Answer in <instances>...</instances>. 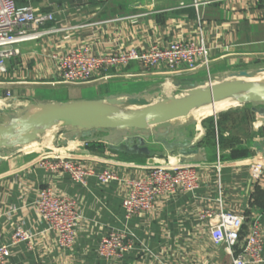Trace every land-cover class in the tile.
<instances>
[{
    "label": "crops",
    "instance_id": "1",
    "mask_svg": "<svg viewBox=\"0 0 264 264\" xmlns=\"http://www.w3.org/2000/svg\"><path fill=\"white\" fill-rule=\"evenodd\" d=\"M16 4L30 5L40 14H53V21L46 27L64 30L14 46L17 53L6 61V72L0 74V123L27 104L112 97L157 101L242 71L264 70V0H220L197 7L191 5L192 0H17ZM180 38L203 43L208 63L180 74L166 73L160 67L146 71L131 63L121 71L103 73L107 79L97 77L84 86H68L59 83L51 58L83 46L103 54L115 49L144 50L153 42L165 45ZM45 87H64L68 99L39 97V89ZM229 108L235 111L227 114L228 118L226 114L214 117V124L220 122L214 138L208 136L203 119L211 112L204 110L198 117L181 119L168 130L153 134L108 131L71 138L69 129H54L42 136L40 143L5 152L0 158V245L9 243L16 226L36 236L32 250L25 243L12 246L9 263L231 264L226 247L212 244L210 224L199 218L202 210L240 216L241 237L248 223L258 218L264 241V149L258 150L256 145L264 140V117L253 112L264 104L222 106L216 112ZM245 116L248 120L241 122ZM230 117H234L233 122ZM236 121L244 125V130H238ZM166 132L170 141L189 142L198 153L182 155L173 148L162 149V155L137 156L110 148L134 134L156 138V134ZM219 138L232 139L223 151ZM257 139L262 140L257 143ZM233 141L247 147L252 142L253 153L230 159V149L237 147ZM55 153L93 166L97 172L111 169L117 179L103 185L91 177L86 186L73 184L67 174L41 167L42 157ZM183 164L196 168L198 186L193 193L178 191L158 198L150 212L124 218L121 199L126 180L142 177L151 167ZM46 184L73 199L82 213L70 249L58 245L55 235L32 208L38 190ZM110 228H125L131 234L132 249L117 262H107L97 253L100 236ZM240 246L241 240L233 252ZM262 256L264 259V244Z\"/></svg>",
    "mask_w": 264,
    "mask_h": 264
},
{
    "label": "built area",
    "instance_id": "2",
    "mask_svg": "<svg viewBox=\"0 0 264 264\" xmlns=\"http://www.w3.org/2000/svg\"><path fill=\"white\" fill-rule=\"evenodd\" d=\"M16 1L0 0V74L6 72V61L17 53L15 45L64 30L46 27L53 21V14L37 13L30 5L18 6ZM218 1L220 0H192L191 5L197 7ZM51 58L57 67L59 83L68 86L86 85L97 77L107 79V75L103 73L121 71L131 63L146 71L160 67L171 74L192 72L208 63L206 46L183 38L165 45L153 42L144 50L115 49L103 54L94 53L89 47L83 46L54 54ZM40 165L50 172L67 174L73 184L80 186H86L91 177H95L103 185L117 179L111 169L104 168L97 172L93 166L68 159L59 153L43 156ZM125 186L121 208L127 220L150 212L158 198L168 197L178 191L193 193L198 186V175L193 165L151 167L142 177L126 180ZM32 208L45 222L47 230L55 235L58 245L70 249L75 242L76 227L82 219L77 203L46 184L38 190ZM199 218L209 222L212 244L226 247L231 255V264L264 262V241L258 218L248 223L244 237H241L243 223L240 216L222 210H202ZM130 236L125 228H110L105 231L97 245L99 257L107 262L120 261L132 249ZM35 237V234L16 226L9 243L0 245V264H10L11 247L18 243H25L32 250ZM240 240L241 246L234 253L233 248Z\"/></svg>",
    "mask_w": 264,
    "mask_h": 264
},
{
    "label": "water",
    "instance_id": "3",
    "mask_svg": "<svg viewBox=\"0 0 264 264\" xmlns=\"http://www.w3.org/2000/svg\"><path fill=\"white\" fill-rule=\"evenodd\" d=\"M261 73L264 70L242 71L222 81L194 86L181 96L157 101H148L143 97H112L69 103L27 104L18 108L5 123H0V158L8 150H20L38 142L54 129H69L71 138H87L97 132L108 131L168 130L181 119L193 118V112L222 101H233V108L264 104V76L259 77ZM253 112L264 117V108H253ZM167 135V132L158 133L154 138L152 135L134 134L116 146L110 145V148L137 156H150L159 148L166 151L177 148L182 155L198 153L189 142L170 141ZM256 145L258 150L264 149V140Z\"/></svg>",
    "mask_w": 264,
    "mask_h": 264
},
{
    "label": "rangeland",
    "instance_id": "4",
    "mask_svg": "<svg viewBox=\"0 0 264 264\" xmlns=\"http://www.w3.org/2000/svg\"><path fill=\"white\" fill-rule=\"evenodd\" d=\"M82 86H84V85H82ZM110 86H112V84L110 85ZM100 91H102V88L100 89ZM39 93H40V96L39 97H44V98H48V99H50L51 97H54V98H57L58 100H67L68 99V97H67V89H65L64 87H58V88H49V87H45V88H42V89H39V91H38ZM102 93V92H101ZM83 97H87L86 95H84ZM64 103H66V102H64ZM207 108H210V107H207ZM227 110H231V108H229V109H227ZM227 110H225V111H222V112H219V113H216L214 116H213V118L214 117H218L220 114H222L223 112H227ZM200 112H202V111H200ZM200 112H197L196 114H198V113H200ZM211 117V116H210ZM193 118H195L194 116H193ZM207 118H209V117H206V118H204V119H207ZM233 119H234V117H230V121L231 122H233ZM236 119H239V118H236ZM235 119V120H236ZM242 121L241 122H244V121H247L248 120V118H246V116L245 117H242V118H240ZM236 122H238V124H240V121H236ZM242 125L240 124V125H237V128H238V130H244V125L241 127ZM149 132H151L152 134L154 133V131H149ZM241 132V131H240ZM142 133H146V132H142ZM259 132L257 133V135L259 136ZM149 135V134H148ZM145 136V135H144ZM262 139H257L256 140V142L257 143H259L260 141H261ZM247 144H249V146H248V150H246V153H251V152H253L254 150L252 149V148H250V145L252 144V142L250 143H247ZM246 149V148H245ZM230 151H232L231 149H230ZM163 150L161 149V148H159L158 150H157V152H155L154 153V155H162L163 154Z\"/></svg>",
    "mask_w": 264,
    "mask_h": 264
},
{
    "label": "trees",
    "instance_id": "5",
    "mask_svg": "<svg viewBox=\"0 0 264 264\" xmlns=\"http://www.w3.org/2000/svg\"><path fill=\"white\" fill-rule=\"evenodd\" d=\"M234 111L235 110H227L226 113L223 112L218 117L219 118H221L222 116L224 117L225 116L224 114H226V115L228 114L229 115V114L233 113ZM228 115L226 116V118H228ZM204 123H206L207 128H208V134H209L208 136L214 138V135H215L214 132L216 131L215 126L216 127L217 126L219 127V123H220L219 120H217L216 121V124H214V118L213 117H209V118L205 119ZM230 139L231 138L223 140V138H219V148H220L221 151L224 150L225 144L227 143V141L229 142ZM233 143H235L237 145V147H235V148L232 147L231 148L232 151L229 152V158L230 159L243 158V157L249 156V155H251L253 153V152L246 153V150H248L247 149L248 147L247 146H243L241 144L242 142H238V141L235 142V141H233Z\"/></svg>",
    "mask_w": 264,
    "mask_h": 264
},
{
    "label": "bare ground",
    "instance_id": "6",
    "mask_svg": "<svg viewBox=\"0 0 264 264\" xmlns=\"http://www.w3.org/2000/svg\"><path fill=\"white\" fill-rule=\"evenodd\" d=\"M234 102L233 101H231V100H226V101H222V102H219V103H216V104H214V105H212V106H207V107H210V108H207V107H203V108H201L200 110H198V111H195V112H193V114L192 115H194V117H196L195 115H197L196 113L197 112H200V111H204V110H209L211 113L210 114H208L209 116H211V115H215L217 112H216V110H217V108H219V107H232V106H234ZM2 105V103L0 102V106ZM199 115H197V117H198ZM197 119V118H196ZM197 121H198V119H197ZM50 136V134L48 135V137ZM44 138V137H43ZM50 139H51V137H50ZM50 139H49V142H50V144H51V141H50ZM52 140V139H51ZM38 143H40V142H38ZM45 144V143H44ZM46 145H47V142H46ZM46 149V148H45ZM50 149H52V147L50 148ZM60 153V152H59Z\"/></svg>",
    "mask_w": 264,
    "mask_h": 264
}]
</instances>
